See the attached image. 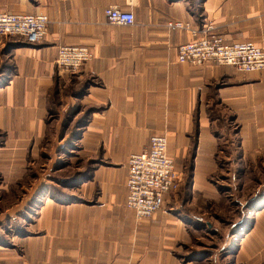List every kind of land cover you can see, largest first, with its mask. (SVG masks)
<instances>
[{
    "label": "crops",
    "instance_id": "1",
    "mask_svg": "<svg viewBox=\"0 0 264 264\" xmlns=\"http://www.w3.org/2000/svg\"><path fill=\"white\" fill-rule=\"evenodd\" d=\"M110 5L132 11L134 24L108 22ZM199 6L200 15L187 0H0V12L43 13L50 19L40 42L0 38V127L12 142L31 135L39 141L59 47L86 45L93 57L82 72L94 83L80 98L92 108L83 134L88 147L113 163L100 165L80 188L86 202L47 206L40 220L44 234L34 241L44 264H181L174 250L188 240V212L174 207L171 194L163 209L142 220L126 205L130 155L148 149L154 134L167 135L178 170L193 167L194 190L213 171L218 151L245 153L237 161L243 166L253 154L263 156L264 71L180 62L178 46L202 34L170 30L168 22L212 25L228 42L264 46V0H203ZM51 129L60 133L57 120ZM199 168H205L200 177ZM29 172L15 177L26 191L23 203L13 205L19 196L15 187L0 202L12 205L13 215L44 183L39 168L33 180ZM10 194L14 199L7 203Z\"/></svg>",
    "mask_w": 264,
    "mask_h": 264
},
{
    "label": "rangeland",
    "instance_id": "2",
    "mask_svg": "<svg viewBox=\"0 0 264 264\" xmlns=\"http://www.w3.org/2000/svg\"><path fill=\"white\" fill-rule=\"evenodd\" d=\"M187 1L200 15L199 3L203 0ZM85 64L76 71L62 70L56 64L44 120L46 129L39 141L31 135L12 142L7 129L0 127V202L4 203L6 192L15 187L19 196L13 205L23 203L26 191L21 182H15L23 170L30 171L27 176L33 180L39 168L44 179L15 215L8 210L12 205L5 208L0 203V264H44L34 241L44 234L40 220L47 206L53 202H86L80 197V188L87 185L100 165H113L103 152L88 147L83 134L92 108L80 103V98L94 83V78L82 72ZM73 103H78L77 107L73 108ZM56 120L60 124L58 135L51 129ZM243 154L218 151L213 171L195 190L193 167L179 169L184 180L170 199L174 207L185 209L190 217L188 240L181 241L174 250L181 264H264V152L263 156L253 154V160L248 159L244 166L237 164ZM31 165L37 167L36 172L31 171ZM204 170L195 172L200 177ZM13 199L10 194L7 203Z\"/></svg>",
    "mask_w": 264,
    "mask_h": 264
},
{
    "label": "built area",
    "instance_id": "3",
    "mask_svg": "<svg viewBox=\"0 0 264 264\" xmlns=\"http://www.w3.org/2000/svg\"><path fill=\"white\" fill-rule=\"evenodd\" d=\"M108 22L131 26L134 13L117 5L105 8ZM48 15L0 12V38L16 36L29 44L40 42L48 28ZM170 30L188 29L196 36L190 42L178 46V60L182 63L201 65L207 61L233 65L239 71H264V46L252 40L228 42L212 25L193 28L189 22L170 21ZM93 53L86 45H61L57 66L62 70L76 71L91 60ZM184 180L168 151V137L154 134L150 147L130 155L126 181L128 195L126 205L137 219L148 218L163 209L165 195L176 191Z\"/></svg>",
    "mask_w": 264,
    "mask_h": 264
}]
</instances>
